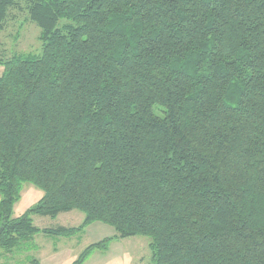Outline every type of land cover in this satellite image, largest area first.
<instances>
[{
  "label": "trees",
  "instance_id": "16d2710c",
  "mask_svg": "<svg viewBox=\"0 0 264 264\" xmlns=\"http://www.w3.org/2000/svg\"><path fill=\"white\" fill-rule=\"evenodd\" d=\"M13 10L41 51L0 48V249L100 222L73 264L137 236L152 264H264V0H0V33Z\"/></svg>",
  "mask_w": 264,
  "mask_h": 264
},
{
  "label": "rangeland",
  "instance_id": "374dc122",
  "mask_svg": "<svg viewBox=\"0 0 264 264\" xmlns=\"http://www.w3.org/2000/svg\"><path fill=\"white\" fill-rule=\"evenodd\" d=\"M40 28L32 23L27 12L11 11L5 30L0 33V48L5 57L14 54H40ZM5 67L0 66V77ZM21 200L14 209V218H19L35 207L44 192L30 183H24ZM36 228H77L82 225L85 214L80 211L60 214L57 218L33 216ZM116 230L96 222L87 227L84 235L72 238L37 234L34 240L22 245L12 253L0 249V264H73L90 246L114 238ZM151 239L144 236L112 240L107 251H94L84 264H152ZM35 246L34 250H30Z\"/></svg>",
  "mask_w": 264,
  "mask_h": 264
},
{
  "label": "crops",
  "instance_id": "0c3cea01",
  "mask_svg": "<svg viewBox=\"0 0 264 264\" xmlns=\"http://www.w3.org/2000/svg\"><path fill=\"white\" fill-rule=\"evenodd\" d=\"M71 213V212H70Z\"/></svg>",
  "mask_w": 264,
  "mask_h": 264
}]
</instances>
